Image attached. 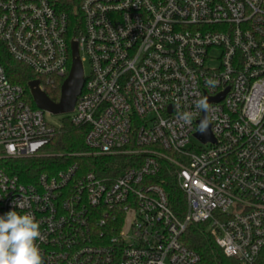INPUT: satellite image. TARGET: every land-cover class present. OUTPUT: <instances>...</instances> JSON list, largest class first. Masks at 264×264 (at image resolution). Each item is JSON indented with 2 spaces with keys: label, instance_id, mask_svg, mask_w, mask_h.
<instances>
[{
  "label": "built area",
  "instance_id": "built-area-1",
  "mask_svg": "<svg viewBox=\"0 0 264 264\" xmlns=\"http://www.w3.org/2000/svg\"><path fill=\"white\" fill-rule=\"evenodd\" d=\"M73 40L89 64L69 117L85 128L77 155L128 165L75 161L30 182L0 169V215H34L44 264H200L181 241L200 222L225 255L264 264V0H0V159L46 156L60 126L10 81L2 46L44 90L68 76ZM204 113L214 141L195 136ZM166 171L183 215L155 181Z\"/></svg>",
  "mask_w": 264,
  "mask_h": 264
},
{
  "label": "trees",
  "instance_id": "trees-1",
  "mask_svg": "<svg viewBox=\"0 0 264 264\" xmlns=\"http://www.w3.org/2000/svg\"><path fill=\"white\" fill-rule=\"evenodd\" d=\"M2 60L10 81L24 88L30 104L35 107L28 83L37 78V75L28 66L18 62L9 55L3 46ZM62 83V78H56L55 85H45L44 87L48 97L55 102L60 98ZM84 136V127L75 126L69 118H65L47 147L48 153L46 156L37 158H2L0 159V169L18 175L22 181L30 182L42 172H52L75 161L79 162L85 169L93 170L100 175H117L127 167L126 161L128 158L123 155H77L87 150ZM58 154L62 156H58ZM155 181L164 186L173 209L179 215H183L187 209L186 196L179 188L175 178L166 171L156 177ZM122 220L123 216L119 215L112 225L119 227L122 224ZM181 241L190 250L199 255L200 264H245L234 257L225 255L209 231L206 222L190 224L181 236Z\"/></svg>",
  "mask_w": 264,
  "mask_h": 264
},
{
  "label": "clouds",
  "instance_id": "clouds-1",
  "mask_svg": "<svg viewBox=\"0 0 264 264\" xmlns=\"http://www.w3.org/2000/svg\"><path fill=\"white\" fill-rule=\"evenodd\" d=\"M197 109L208 111L206 98L196 102ZM193 113L185 112L181 119L190 123ZM200 131L206 133L207 120H202ZM15 208H23L18 200ZM41 238L40 226L30 212L9 211L0 215V264H44V258L36 241Z\"/></svg>",
  "mask_w": 264,
  "mask_h": 264
},
{
  "label": "water",
  "instance_id": "water-1",
  "mask_svg": "<svg viewBox=\"0 0 264 264\" xmlns=\"http://www.w3.org/2000/svg\"><path fill=\"white\" fill-rule=\"evenodd\" d=\"M84 68L83 63L79 56L78 46L76 41L71 42V67L68 76L64 79L60 88V98L57 102L53 101L48 97L46 92L40 88V81L38 79H33L29 81L28 86L33 99L34 104L44 110L49 111L54 114L72 112L78 95L84 84ZM224 96V93L214 97L209 98L207 102L212 100H219ZM207 120L206 114L204 113L202 118L199 120L201 127L202 120ZM195 136L202 142L214 141V137L210 130V123L207 120V131L202 133L199 130L195 133ZM133 212H130L125 220L124 232L130 225Z\"/></svg>",
  "mask_w": 264,
  "mask_h": 264
},
{
  "label": "rangeland",
  "instance_id": "rangeland-1",
  "mask_svg": "<svg viewBox=\"0 0 264 264\" xmlns=\"http://www.w3.org/2000/svg\"><path fill=\"white\" fill-rule=\"evenodd\" d=\"M83 68H84L85 72L89 71V64L87 61L83 62ZM44 116L49 123H51L55 126H59L62 124V122L65 118H69L71 116V112L54 114V113H51L49 111H45ZM194 143L199 144V143H197V141H194Z\"/></svg>",
  "mask_w": 264,
  "mask_h": 264
}]
</instances>
